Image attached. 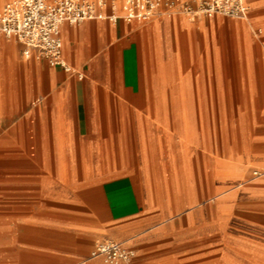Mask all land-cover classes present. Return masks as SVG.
<instances>
[{"label":"crops","instance_id":"obj_1","mask_svg":"<svg viewBox=\"0 0 264 264\" xmlns=\"http://www.w3.org/2000/svg\"><path fill=\"white\" fill-rule=\"evenodd\" d=\"M246 2L247 18L64 23L73 70L0 31V167L18 175L3 189L31 175L39 264H109L102 239L134 249L118 264H174V228L264 215V0Z\"/></svg>","mask_w":264,"mask_h":264},{"label":"built area","instance_id":"obj_2","mask_svg":"<svg viewBox=\"0 0 264 264\" xmlns=\"http://www.w3.org/2000/svg\"><path fill=\"white\" fill-rule=\"evenodd\" d=\"M249 10L246 0H8L0 8V31L23 43L25 58L34 56L73 70L63 55L64 23L81 24L91 18L147 22L160 13H183L193 19L212 13L247 18ZM134 254L123 242L102 239L91 256L117 263L129 262Z\"/></svg>","mask_w":264,"mask_h":264},{"label":"rangeland","instance_id":"obj_3","mask_svg":"<svg viewBox=\"0 0 264 264\" xmlns=\"http://www.w3.org/2000/svg\"><path fill=\"white\" fill-rule=\"evenodd\" d=\"M24 113L25 110L16 111L18 115ZM225 131L226 129L221 127L218 135L225 134ZM219 145L223 143H218ZM31 146L32 144H29L30 151ZM17 177V174H2L0 167V262L2 254H6L10 263L39 264L46 256L35 248L40 240L34 235L35 223L31 206L33 193L27 186L29 182L31 183V175L25 176V189H3L5 188L3 185L17 183ZM16 203L29 205L22 210V216L17 215L20 211L17 212ZM248 217L254 221H249ZM263 224L264 215L261 210L237 205L227 213L218 212L211 221H202L198 236L192 225L185 224L182 231L180 228H174L170 242V250L175 256L172 263L264 264ZM103 260L109 264L120 263L106 261L104 257Z\"/></svg>","mask_w":264,"mask_h":264},{"label":"bare ground","instance_id":"obj_4","mask_svg":"<svg viewBox=\"0 0 264 264\" xmlns=\"http://www.w3.org/2000/svg\"><path fill=\"white\" fill-rule=\"evenodd\" d=\"M117 242H119V241H117ZM92 257H97V256H92ZM102 258H103V256H101Z\"/></svg>","mask_w":264,"mask_h":264}]
</instances>
